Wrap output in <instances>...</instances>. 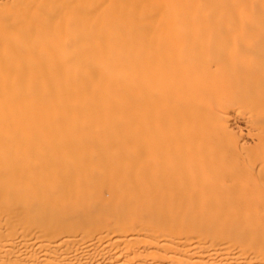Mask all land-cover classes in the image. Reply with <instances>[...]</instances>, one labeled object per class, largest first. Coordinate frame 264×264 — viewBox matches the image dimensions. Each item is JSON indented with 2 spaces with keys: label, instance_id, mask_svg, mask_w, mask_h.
I'll return each instance as SVG.
<instances>
[{
  "label": "bare ground",
  "instance_id": "6f19581e",
  "mask_svg": "<svg viewBox=\"0 0 264 264\" xmlns=\"http://www.w3.org/2000/svg\"><path fill=\"white\" fill-rule=\"evenodd\" d=\"M252 55L264 0H0V264H264Z\"/></svg>",
  "mask_w": 264,
  "mask_h": 264
},
{
  "label": "rangeland",
  "instance_id": "374dc122",
  "mask_svg": "<svg viewBox=\"0 0 264 264\" xmlns=\"http://www.w3.org/2000/svg\"><path fill=\"white\" fill-rule=\"evenodd\" d=\"M227 45H229V44H226V47H227ZM229 46H231V45H229ZM233 46H234V47H237V45L233 44V45L231 46V48H233ZM228 48L231 49L230 47H228ZM252 56H253V58H252ZM252 56H251V58H252L253 60H254V57L256 56V60H257L256 62H259V61L262 62V61L264 60L263 55H260V56H259V55H258V56H257V55H255V56L252 55ZM257 57H258V58L260 57L259 60L257 59ZM261 58H263V59H261ZM260 59H261V60H260ZM251 61H252V60H249V62H251ZM253 62H255V61H253ZM213 63H214V62H213ZM213 63H212V64H213ZM259 63H260V62H259ZM260 101H261V100H260ZM257 111H258V109H257ZM259 111L262 112V114L264 113L263 110L261 111V109H259ZM259 111H258L257 113L260 115L261 113H259ZM255 112H256V110H255ZM262 114H261V117H264V114H263V116H262ZM263 157H264V155H263ZM263 157L261 156V158H263ZM263 159H264V158H263Z\"/></svg>",
  "mask_w": 264,
  "mask_h": 264
}]
</instances>
